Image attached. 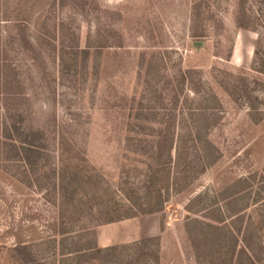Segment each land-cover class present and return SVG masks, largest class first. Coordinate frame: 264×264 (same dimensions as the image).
Segmentation results:
<instances>
[{
    "label": "rangeland",
    "instance_id": "rangeland-1",
    "mask_svg": "<svg viewBox=\"0 0 264 264\" xmlns=\"http://www.w3.org/2000/svg\"><path fill=\"white\" fill-rule=\"evenodd\" d=\"M5 65H14L26 126L41 134L45 154L42 170L28 175L0 162V264H22L14 237L41 259H59L50 243L58 231L54 185L76 170L86 194L72 197L61 220L74 248L156 238L149 248L156 245L159 264H221L204 242L195 254L188 224L226 225L239 215L248 250L264 259V0H0L3 74L11 72ZM179 70L189 72L185 108L202 109L198 136L183 152L190 166L174 170L177 186L160 212L117 221L143 210L154 161L152 137L134 129L145 125L135 118L153 108L156 140L162 93L176 87ZM3 84L0 77V130L5 106L11 115L18 106L5 101Z\"/></svg>",
    "mask_w": 264,
    "mask_h": 264
},
{
    "label": "trees",
    "instance_id": "trees-1",
    "mask_svg": "<svg viewBox=\"0 0 264 264\" xmlns=\"http://www.w3.org/2000/svg\"><path fill=\"white\" fill-rule=\"evenodd\" d=\"M239 25V28L243 29V26H241L243 23ZM22 39L24 40V37ZM7 67L10 68V65H5L4 69ZM13 68L14 65L10 68L12 74L11 72L3 74L0 67V77H3L4 83L2 89L5 94V101L13 100L18 103L12 115L10 114L9 105L5 106L4 112L2 111L3 116L6 113L7 117L4 118V121H6H3L0 130V162L4 165L13 164L16 167L20 165L19 167L23 168L25 175H28L29 173H36L44 167L40 163L43 154H45L42 145L43 138L41 134L26 126L30 112L26 105L27 100L22 90V83L16 74L13 75ZM188 73L179 70L177 78L180 80L175 85L176 87L172 88L173 90L171 89L169 94L162 93V129L156 140L154 131L151 128L154 123L150 119L153 116L151 112L153 108H147L146 112L148 113L138 114L135 118L145 122V125H136L134 129L143 133L144 137H152L153 141L149 140L148 143L151 150L150 156L154 161L148 177V188L143 189V205H141L143 210L133 213L131 209L129 213L121 216L117 221L160 212L165 196L169 194L170 189L177 186L178 178L174 175V170L179 176L190 166L189 163H186L187 152H183L188 150V147H186L188 142H192L193 138L195 139L198 136L194 120L195 118L200 120L202 109L192 108L188 110L185 108L187 103L192 101L188 98L190 94L184 93L185 87L189 84L187 83ZM170 85L171 83L168 86ZM185 116L186 119H184ZM187 116H189L188 121L190 120V123L187 121ZM183 129H186V136L182 133ZM146 130L148 133H145ZM193 132L196 135L192 138ZM60 165L62 167V164ZM181 166L184 167V170L179 172ZM59 170L61 172V168H58ZM56 180L57 183L55 182L54 189H57L60 197L58 216L55 218L58 223L55 227L58 228V231L53 232L54 238L50 243L54 255L59 259H55L56 257L52 261L41 259L36 246L25 245L20 239L14 237L12 252L18 262L22 264H89L95 261H105L114 264L116 262H119V264H159L158 251H155L156 245H153V249L149 248L153 242L157 241L156 238H146L130 244L107 248H100L97 245L93 247L88 245L85 249L82 247L79 249L74 248L79 244L73 241L74 238L69 235V232L65 231L61 220L73 203L72 197L82 198L84 190L86 194V187L80 184L77 170L72 175L62 171ZM157 180L160 181L159 185H157ZM68 194L71 195L70 199L66 198L69 202L63 201V196ZM226 212H228L227 209ZM228 220L226 225H221L224 222L222 219H213L212 223L200 220L189 222L187 234L195 254L198 255V249L201 243L204 242L208 249L209 247L216 249L221 264H264V259H259L258 256L248 250L244 240V234L248 228L244 227L242 230L243 223L239 215H230ZM109 223H112V221ZM239 241H241L242 246L238 248ZM204 260L205 264H215L212 258L206 257Z\"/></svg>",
    "mask_w": 264,
    "mask_h": 264
}]
</instances>
